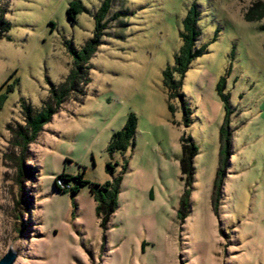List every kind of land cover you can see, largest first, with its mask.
I'll use <instances>...</instances> for the list:
<instances>
[{"label":"rangeland","instance_id":"1","mask_svg":"<svg viewBox=\"0 0 264 264\" xmlns=\"http://www.w3.org/2000/svg\"><path fill=\"white\" fill-rule=\"evenodd\" d=\"M71 1L0 0L11 23L0 39V87L15 73L0 91V258L13 246L15 264H264V18L245 19L253 0H114L91 82L45 125L26 160L28 180L17 183L7 125L23 122L22 100L41 109L64 81L73 62L68 42L81 49L94 36L103 2L80 0L90 12L75 21ZM193 4L196 49L207 50L191 63L172 112L163 72L175 65ZM222 77L232 141L217 187ZM131 113L135 145L111 154L113 134ZM184 136L198 148L190 186L180 166ZM109 162L116 175L128 166L117 209L102 226L90 182L113 179ZM82 171L89 183L76 194L74 178L66 192L56 187L62 173Z\"/></svg>","mask_w":264,"mask_h":264},{"label":"trees","instance_id":"2","mask_svg":"<svg viewBox=\"0 0 264 264\" xmlns=\"http://www.w3.org/2000/svg\"><path fill=\"white\" fill-rule=\"evenodd\" d=\"M114 0H103L99 10L94 14L95 18V32L86 44L77 49L72 42H68L70 52L73 56L72 67L70 73L66 76L64 81L58 86L53 87L51 90V96L44 101L41 109L34 107L30 102L22 100V114L23 122H14L7 125L8 131L12 134V146L14 150L6 154V157L12 160L17 168V183L22 187L24 182L28 180V167L26 160L30 158V148L40 133L44 130L46 124L51 122L53 116L59 112L61 104L67 100L70 96H79L84 94V88L91 82L90 61L94 54L97 52L99 46L103 43L102 35L104 29L107 26V16L111 11L112 3ZM82 12H90V10L80 1L73 0L70 2L67 9L68 16L75 20L77 15ZM6 9L0 5V39L5 37L11 29V23L5 18ZM200 16V12L193 4L184 18L185 31L181 33L183 38V45L179 53L175 56V65L168 66L164 72V85L168 90V97L170 100L169 109L174 112L176 106L171 102L176 98H183L182 93L183 81L187 71L190 68L191 63L197 57L204 54L207 50V45H203L196 49V41L200 36V31L197 29V23ZM115 15L111 18L113 19ZM264 18V0H253L249 7L245 11V19L247 21H259ZM15 73H12L7 81L0 87V91L8 84ZM225 78L222 77L217 89L221 98L226 104V117L220 128V169L218 170L217 187L220 186L222 181V175L224 170L228 166L229 157L231 154V141L232 130L230 126V111H229V94L224 93ZM14 89V84L8 86V91ZM6 98L5 94H0V104L3 103ZM78 98V97H76ZM185 123L190 122V109L183 102ZM137 129V116L131 113L127 119L126 124L121 130L114 132L112 140L109 144L108 150L111 154L116 151H127L131 146L135 145V136ZM198 153V148L193 142L190 136H184L182 138V157L180 160V166L183 174H188L187 186L192 183L194 174L193 159ZM127 162L123 165V169L119 174L116 173V168L113 163L107 164V170L112 174L113 179L108 180L105 183L90 182L91 193L96 200L97 214L102 219V226H106L107 221L112 214L116 211L118 206L119 194L121 191V184L123 180V173L127 170ZM58 178L64 179L69 182L70 179L77 181L76 186L71 187L72 193L76 194L79 191L80 186L86 185L88 180L85 179V171L78 173L77 175H71L62 173ZM56 187L66 192L68 187L62 188L57 184ZM70 188V187H69ZM190 189L187 188L182 197V206L187 207L189 204Z\"/></svg>","mask_w":264,"mask_h":264},{"label":"water","instance_id":"3","mask_svg":"<svg viewBox=\"0 0 264 264\" xmlns=\"http://www.w3.org/2000/svg\"><path fill=\"white\" fill-rule=\"evenodd\" d=\"M18 259V251L10 246L8 251L0 258V264H15Z\"/></svg>","mask_w":264,"mask_h":264},{"label":"built area","instance_id":"4","mask_svg":"<svg viewBox=\"0 0 264 264\" xmlns=\"http://www.w3.org/2000/svg\"><path fill=\"white\" fill-rule=\"evenodd\" d=\"M68 182H66L64 179L62 178H57V184H59L62 188H66L69 187V185L67 184Z\"/></svg>","mask_w":264,"mask_h":264}]
</instances>
